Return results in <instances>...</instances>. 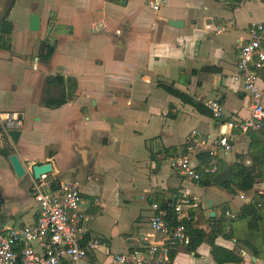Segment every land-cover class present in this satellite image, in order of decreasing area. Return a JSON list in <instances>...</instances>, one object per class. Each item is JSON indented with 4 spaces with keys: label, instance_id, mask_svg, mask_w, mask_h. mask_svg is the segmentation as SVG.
Listing matches in <instances>:
<instances>
[{
    "label": "crops",
    "instance_id": "obj_1",
    "mask_svg": "<svg viewBox=\"0 0 264 264\" xmlns=\"http://www.w3.org/2000/svg\"><path fill=\"white\" fill-rule=\"evenodd\" d=\"M263 18L264 0H0V229L35 222L34 180L44 191L66 181L81 192L85 237L105 243L86 264H115L128 236L164 244L149 230L153 204L167 209L186 189L195 200L181 220L204 237L194 250L175 246L179 264H219L211 241L239 255L238 264H264V221L251 231L241 211L254 197L264 201V167L250 191L230 194L185 179L173 164L186 156L201 167L206 143L228 120L249 116L251 97L232 77L249 26ZM258 75L264 93V69ZM208 100L222 103L221 119ZM8 112L19 115L16 142L3 134ZM252 134L227 132L218 174L252 165ZM45 163L50 172L36 179L32 166Z\"/></svg>",
    "mask_w": 264,
    "mask_h": 264
},
{
    "label": "built area",
    "instance_id": "obj_2",
    "mask_svg": "<svg viewBox=\"0 0 264 264\" xmlns=\"http://www.w3.org/2000/svg\"><path fill=\"white\" fill-rule=\"evenodd\" d=\"M159 4L156 1L151 5L158 9ZM261 69H264V18L249 26L248 38L240 47L236 73L232 77L251 97L249 116L240 121L228 120L222 135L206 143L208 158L201 167L192 164L186 156L176 158L173 164L185 179L199 183L201 173L218 172L219 152L231 149L227 132L239 130L264 135V93L258 75ZM205 106L213 118L223 117V105L218 100H208ZM1 124L4 136L11 139L9 130L20 126L18 113H6ZM196 134V131H191L187 139ZM40 177H45V174ZM31 189L38 207L36 220L30 225L0 229V264H86L88 252L105 243L97 238L85 237L86 214L81 205L79 188L61 181L54 189L44 191L42 183L34 180ZM193 200L195 197L183 189L174 204H167V209L176 216L175 224L169 221L167 209L153 204L149 230L160 234L164 244L150 241L145 234L128 236L127 250L113 254L112 261L115 264H179L169 252L175 246H187L190 242L187 228L181 223V215L182 207L191 205ZM226 215L234 217L229 212Z\"/></svg>",
    "mask_w": 264,
    "mask_h": 264
},
{
    "label": "trees",
    "instance_id": "obj_3",
    "mask_svg": "<svg viewBox=\"0 0 264 264\" xmlns=\"http://www.w3.org/2000/svg\"><path fill=\"white\" fill-rule=\"evenodd\" d=\"M255 133L256 134L251 135V141L249 142V153L252 160L251 166H246L242 162H236L232 164L228 170L222 172L221 174H218L220 169L215 174L201 173V179L198 184L201 186H209L212 184L218 185L227 190L230 194L250 191L255 184V177L261 173L262 168L264 167V135L257 132ZM203 153L204 152H202V154ZM259 202L261 203L260 207L257 206ZM241 211L243 213V217L245 214L249 218L247 224L251 231L257 230L258 221L260 219L264 221V201H260L258 198L254 197V200L245 204ZM168 218L171 223H176V216L173 211L169 213ZM181 223L186 226L190 237L188 248L190 250H194L195 247L203 241L204 234L202 230L194 228L189 219H183L181 220ZM210 245L211 255L217 263L238 264L242 261V258L239 255L234 254L228 249L215 245L213 241L210 242ZM169 254L172 258L174 256V249H171Z\"/></svg>",
    "mask_w": 264,
    "mask_h": 264
},
{
    "label": "water",
    "instance_id": "obj_4",
    "mask_svg": "<svg viewBox=\"0 0 264 264\" xmlns=\"http://www.w3.org/2000/svg\"><path fill=\"white\" fill-rule=\"evenodd\" d=\"M169 24L173 25V26H181L183 24L182 21H179V20H170L169 21ZM9 27V24L7 23H3L1 25V30L2 31H6L5 28ZM29 27L30 29H37L38 27V17L37 15L35 14H32L30 16V24H29ZM105 121L107 122H115V121H119V119L117 118H113V117H105L104 118ZM225 130V127L223 128L222 131ZM9 134L11 136V139L13 140V142H16L17 141V138L19 136V131L17 129H12V130H9ZM9 162L16 174L17 177H21L24 172H25V169L19 159V157L17 156V154L13 153L11 155H9ZM32 172H33V175L36 179H39L41 174H47L50 172V165L48 163H45V164H40V165H34L32 166ZM48 181L52 179L51 176H48Z\"/></svg>",
    "mask_w": 264,
    "mask_h": 264
}]
</instances>
